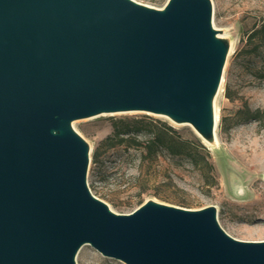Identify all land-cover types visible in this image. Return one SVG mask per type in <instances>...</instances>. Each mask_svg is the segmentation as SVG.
<instances>
[{
	"label": "water",
	"instance_id": "water-1",
	"mask_svg": "<svg viewBox=\"0 0 264 264\" xmlns=\"http://www.w3.org/2000/svg\"><path fill=\"white\" fill-rule=\"evenodd\" d=\"M220 34L210 0H0V264H76L84 245L124 264H264V240L229 236L214 206L112 211L73 126L144 113L215 147Z\"/></svg>",
	"mask_w": 264,
	"mask_h": 264
},
{
	"label": "rangeland",
	"instance_id": "rangeland-1",
	"mask_svg": "<svg viewBox=\"0 0 264 264\" xmlns=\"http://www.w3.org/2000/svg\"><path fill=\"white\" fill-rule=\"evenodd\" d=\"M135 1L162 8L167 0ZM210 1L214 28L232 43L214 100L215 147L205 145L187 125L144 113L102 115L75 121L73 126L90 145L88 187L112 211L127 214L148 199L188 209L214 206L217 222L229 236L264 240V27L254 38L253 52L252 45L246 46L247 35L264 26V0ZM252 112L255 117L249 116ZM162 124L182 139L202 145L208 164L194 165L165 151L146 157L144 145ZM114 125L127 126L132 133L141 128L136 134L140 144L104 146ZM76 264L124 263L84 245Z\"/></svg>",
	"mask_w": 264,
	"mask_h": 264
},
{
	"label": "trees",
	"instance_id": "trees-1",
	"mask_svg": "<svg viewBox=\"0 0 264 264\" xmlns=\"http://www.w3.org/2000/svg\"><path fill=\"white\" fill-rule=\"evenodd\" d=\"M264 26H261L259 29H253L246 37V46L252 45V51L254 50V38L262 30ZM226 97L231 98L229 93L226 92ZM250 117H255L256 113H249ZM127 126L125 129L118 128L113 126V134L110 137H107L103 141V145L107 148L113 147L115 145H125V146H138L140 144L136 139V134L140 132L141 128L135 127L133 132L130 131ZM132 133V134H131ZM132 137H130L131 135ZM144 151L146 157L155 156L159 152H166L171 156H177L180 158H187L192 164H197L198 161L208 164L207 154L204 147L196 142H189L182 139L176 135L175 131L170 126L162 124L160 127H156L150 139L144 145ZM197 156H200V159H196ZM94 160L97 159V154H93L92 157Z\"/></svg>",
	"mask_w": 264,
	"mask_h": 264
},
{
	"label": "bare ground",
	"instance_id": "bare-ground-1",
	"mask_svg": "<svg viewBox=\"0 0 264 264\" xmlns=\"http://www.w3.org/2000/svg\"><path fill=\"white\" fill-rule=\"evenodd\" d=\"M219 90H220V88H219ZM217 119H218V114H217V112H216V109H215V121H217ZM217 142V141H216ZM242 159V158H241ZM250 160V159H249ZM245 162V161H244ZM246 162H247V160H246ZM249 162V161H248ZM249 163H251V162H249ZM251 165H253L254 166V163H251ZM252 167V166H251ZM254 168V167H253Z\"/></svg>",
	"mask_w": 264,
	"mask_h": 264
}]
</instances>
